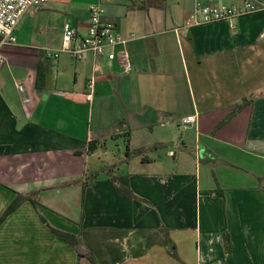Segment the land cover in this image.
I'll return each mask as SVG.
<instances>
[{"label": "crops", "instance_id": "crops-1", "mask_svg": "<svg viewBox=\"0 0 264 264\" xmlns=\"http://www.w3.org/2000/svg\"><path fill=\"white\" fill-rule=\"evenodd\" d=\"M165 1L47 0L2 47L0 216L16 206L0 264H92L50 226L78 235L95 264H264V11L233 32L189 25L194 0L169 15ZM97 3L127 39L130 71L92 52L43 56L66 23L84 34ZM123 176L132 199L115 191Z\"/></svg>", "mask_w": 264, "mask_h": 264}, {"label": "built area", "instance_id": "built-area-1", "mask_svg": "<svg viewBox=\"0 0 264 264\" xmlns=\"http://www.w3.org/2000/svg\"><path fill=\"white\" fill-rule=\"evenodd\" d=\"M45 1L47 0H0V64L4 61L2 47L16 43L15 29L22 16L31 7ZM258 11H264V0H194L187 21L189 25L226 21L230 23L232 31L236 32L235 19ZM103 13L101 4L91 6L84 34H80L75 26L66 23L61 46L56 49H44L43 56L57 59L61 53H67L77 61L81 60L85 53L92 52L99 58H107L109 62L118 61L124 72L130 71L132 66L125 51H118V46L125 44L127 39L116 31L114 23L103 20ZM93 83V79L88 82L90 91ZM195 119V114H191L183 116L179 123L186 127Z\"/></svg>", "mask_w": 264, "mask_h": 264}, {"label": "trees", "instance_id": "trees-1", "mask_svg": "<svg viewBox=\"0 0 264 264\" xmlns=\"http://www.w3.org/2000/svg\"><path fill=\"white\" fill-rule=\"evenodd\" d=\"M157 146L158 145L154 144L151 146L140 147V148H135V149H130L129 146H127L126 155L128 157L143 155L148 150H150L154 147H157ZM114 187H115L116 193L120 196L128 197L130 199H132L136 196L135 193L133 192V190L130 188L128 180L124 176L117 178V182L114 183ZM31 201L34 204H38V202L33 200V199ZM13 206H16V205H12V207L8 208L6 213H4L2 216H0V223L3 221V219L6 217V215L8 213H10V211H12ZM39 217L44 223H46L48 226H50V224L45 220V218L41 215V213H39ZM50 228L52 229V231L55 233V235L57 237H59L65 241H67L68 243H70L74 247L78 256L87 255L89 260L92 262V264H95L93 257L88 255L89 250L83 245L82 240L79 238L78 235H74L70 232H66V231L60 230L58 228H54L52 226H50ZM225 240H226V249H227L228 248V243H227L228 238L226 237ZM166 243H170V240H166ZM172 254L175 255L174 253H172Z\"/></svg>", "mask_w": 264, "mask_h": 264}, {"label": "rangeland", "instance_id": "rangeland-1", "mask_svg": "<svg viewBox=\"0 0 264 264\" xmlns=\"http://www.w3.org/2000/svg\"><path fill=\"white\" fill-rule=\"evenodd\" d=\"M173 1L174 0H166L165 2H162V4H161V7H160L161 10H163L167 15H169L170 12H171V10L173 9ZM196 34H199L200 37L203 35L204 38L207 35L206 31L201 32V33L200 32H197ZM196 34H193V36H195ZM187 131L190 132L191 130H187ZM191 134H193L192 131H191ZM116 149L118 150V148H116ZM172 149L174 151H176L177 155H180L182 153V151L180 152V145H179V143H174ZM187 154L189 156V157H187V160L189 162V160L191 159V154L190 153H187ZM161 155H163V153H161ZM108 156H112V157L119 158V156H126V154L122 150H121V152H116L115 155L109 151ZM150 156L152 157L153 154H151Z\"/></svg>", "mask_w": 264, "mask_h": 264}]
</instances>
